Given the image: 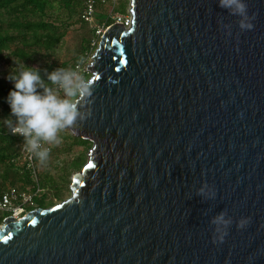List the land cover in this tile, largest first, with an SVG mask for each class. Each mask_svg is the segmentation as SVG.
Returning <instances> with one entry per match:
<instances>
[{
  "label": "water",
  "instance_id": "95a60500",
  "mask_svg": "<svg viewBox=\"0 0 264 264\" xmlns=\"http://www.w3.org/2000/svg\"><path fill=\"white\" fill-rule=\"evenodd\" d=\"M246 3L251 30L219 0H130L65 128L87 161L66 200L2 221L0 264H264V0Z\"/></svg>",
  "mask_w": 264,
  "mask_h": 264
},
{
  "label": "trees",
  "instance_id": "16d2710c",
  "mask_svg": "<svg viewBox=\"0 0 264 264\" xmlns=\"http://www.w3.org/2000/svg\"><path fill=\"white\" fill-rule=\"evenodd\" d=\"M86 1L0 0V63L16 67L12 74L24 68L36 70L42 82L37 92L43 95L48 88L54 95L59 94L58 98L65 99L64 89L54 91L56 84L48 75L58 69L70 72L75 65L85 64L96 48L92 42L97 39V27H92L91 23L107 28L115 22L113 14L126 15L128 4L125 0H117V3L95 0L93 20L89 23L82 16ZM72 31L78 37L76 44L72 48H60ZM59 49L63 50L61 58L55 60ZM12 87L11 82L0 77V198L14 189L32 196V205L26 206L27 211L49 208L53 200L62 199L64 189L68 190L70 176L85 165L91 144L67 133L59 139L60 144L50 142L48 157L43 162L37 154L32 165L23 161L20 151L26 143L25 138L13 135L4 123L7 119L12 127L18 126L17 117L11 114L6 103ZM67 99L76 100L77 97ZM52 157L58 159L55 172L40 171ZM8 216L10 213L0 211V224Z\"/></svg>",
  "mask_w": 264,
  "mask_h": 264
},
{
  "label": "clouds",
  "instance_id": "9594fccd",
  "mask_svg": "<svg viewBox=\"0 0 264 264\" xmlns=\"http://www.w3.org/2000/svg\"><path fill=\"white\" fill-rule=\"evenodd\" d=\"M219 6L230 10L232 15L242 18L240 23L242 30L253 28L252 22H243L249 19L246 0H219ZM48 79L53 84H59L64 89L66 97L83 98L92 95L90 82L85 75L58 69L50 73ZM6 80L13 85L6 97V103L11 114L17 117L18 126L12 127L11 121L7 119L4 123L11 129L13 135L19 134L25 138L29 151L38 149V141L41 139L60 144L62 141L57 138V133L72 127L78 117L81 120L84 119L78 111V104L75 100L60 99L48 88H45L43 95L37 92V86H42V82L36 70L24 68L18 74L8 75ZM36 154L43 162L47 159L49 150L45 149ZM225 216L226 213H221L211 221L217 226L214 229L212 240L214 244L224 242L228 235L227 229L233 223ZM249 223L250 218H241L237 222V228L244 229Z\"/></svg>",
  "mask_w": 264,
  "mask_h": 264
},
{
  "label": "built area",
  "instance_id": "2783aa9c",
  "mask_svg": "<svg viewBox=\"0 0 264 264\" xmlns=\"http://www.w3.org/2000/svg\"><path fill=\"white\" fill-rule=\"evenodd\" d=\"M94 11H95V0H87L85 3L83 14H82L83 19L91 23L93 20ZM114 20H115L114 23H122L125 27H129L131 17H130V14L129 16H117L114 18ZM105 29H103L102 27H100V29L96 28L95 35L97 39L92 42V46L97 47V42L100 36L103 34ZM84 67L85 65L83 63L77 64L74 66V68L70 72H75L78 75H82L84 71L86 72ZM62 89L63 88L59 84H56L54 87V91L56 92H59ZM16 136L23 137L19 134H17ZM38 143H39V148L34 151H29L26 143L21 146L20 152H21L23 161H26L32 165L34 155L38 151H43L45 149H48L50 151V142L44 141L43 139H41L38 141ZM31 197L32 196H30L29 194L19 193L14 189H10L7 193H5L0 198V211L10 213V216L13 217L14 219H20L28 212L26 210V206L32 205Z\"/></svg>",
  "mask_w": 264,
  "mask_h": 264
},
{
  "label": "rangeland",
  "instance_id": "374dc122",
  "mask_svg": "<svg viewBox=\"0 0 264 264\" xmlns=\"http://www.w3.org/2000/svg\"><path fill=\"white\" fill-rule=\"evenodd\" d=\"M108 1H111L112 3H117V0H108ZM125 1H127V9H126V15L125 16H129V14H130V0H125ZM117 16H123V15H118V14H113L112 15V17L113 18H115V17H117ZM91 26L92 27H97V28H99L100 29V27H98V26H96V25H94L93 23H91ZM78 26H76V28H77ZM75 28V27H74ZM77 39H78V37H77V35H76V33L74 32V31H72V33H71V35L69 34L68 35V37H67V39H65L63 42H62V44H61V46H60V48H62V49H64V47L65 48H72L75 44H76V42H77ZM98 42H99V40H98ZM98 42H97V45H98ZM97 48V47H96ZM95 48V49H96ZM62 49H59L57 52H56V54H55V60H57V58H61V54H62ZM95 51V50H94ZM94 51L92 52V54L87 58V60H86V62H85V66L86 65H89L90 64V62H91V57H92V55H93V53H94ZM16 69V67H14V66H9V65H7L6 63H0V77H2V78H5L6 79V77L8 76V75H11L12 74V72L14 71ZM82 75H83V73H82ZM85 76H86V78L89 80V78L91 77V74L89 73V72H87L86 71V74H85ZM57 97L59 96V94L58 95H56ZM64 96H65V94H64ZM65 98H67L66 96H65ZM67 133H69L67 130H65V129H63V130H61V131H59L58 133H57V138L58 139H61V136H63V135H65V134H67ZM75 151H77V149H75ZM86 159H87V155H86ZM58 161V159H55L54 157H52V158H49L48 159V161H46V166H41V168H40V171L42 170V169H46V170H48L49 172H55V167H56V162ZM74 173H76V172H74ZM73 173V174H74ZM71 177V176H70ZM70 180V179H69ZM70 184V183H69ZM69 184H68V190H69ZM68 190H65L64 189V192L62 193V199H60V200H53V205H56V204H58V203H60L61 201H64V200H66L68 197H69V195H70V192L68 193Z\"/></svg>",
  "mask_w": 264,
  "mask_h": 264
}]
</instances>
